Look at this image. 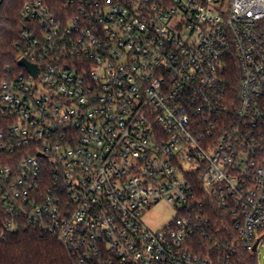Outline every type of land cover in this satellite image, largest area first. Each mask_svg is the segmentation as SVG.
Instances as JSON below:
<instances>
[{
    "label": "built area",
    "instance_id": "2783aa9c",
    "mask_svg": "<svg viewBox=\"0 0 264 264\" xmlns=\"http://www.w3.org/2000/svg\"><path fill=\"white\" fill-rule=\"evenodd\" d=\"M19 16L35 74L0 84L5 230L36 228L75 264H223L194 249L210 203L255 254L264 0H29ZM161 201L176 215L152 230Z\"/></svg>",
    "mask_w": 264,
    "mask_h": 264
},
{
    "label": "trees",
    "instance_id": "16d2710c",
    "mask_svg": "<svg viewBox=\"0 0 264 264\" xmlns=\"http://www.w3.org/2000/svg\"><path fill=\"white\" fill-rule=\"evenodd\" d=\"M29 0H0V84L16 75L19 30L23 25L19 13ZM236 73L230 74L231 83L236 82ZM0 156V165L7 162ZM208 224L205 228L208 239L194 242L195 252L212 259L223 258V264H257V256L236 245L235 232L229 218L212 204L206 205ZM7 213L0 201V264H75L74 258L56 240L36 228L21 224L8 233L5 224ZM234 243L233 250L227 247ZM213 243H216V247Z\"/></svg>",
    "mask_w": 264,
    "mask_h": 264
},
{
    "label": "rangeland",
    "instance_id": "374dc122",
    "mask_svg": "<svg viewBox=\"0 0 264 264\" xmlns=\"http://www.w3.org/2000/svg\"><path fill=\"white\" fill-rule=\"evenodd\" d=\"M175 215L174 208L164 201H161L151 207L145 215L143 222L148 228L156 230L169 222ZM257 238L261 239L255 252L257 264H264V231L259 233Z\"/></svg>",
    "mask_w": 264,
    "mask_h": 264
},
{
    "label": "water",
    "instance_id": "95a60500",
    "mask_svg": "<svg viewBox=\"0 0 264 264\" xmlns=\"http://www.w3.org/2000/svg\"><path fill=\"white\" fill-rule=\"evenodd\" d=\"M17 65H18V66H23V67H25L29 72H31L33 75L35 74V66H34V65H30V64H28V63L25 62L23 59H20V60L17 62ZM256 245H257V242H256V243L253 245V247H252V251H253V252L255 251Z\"/></svg>",
    "mask_w": 264,
    "mask_h": 264
}]
</instances>
